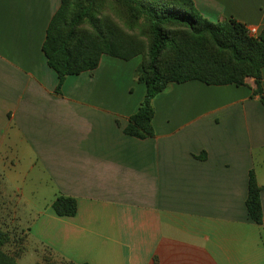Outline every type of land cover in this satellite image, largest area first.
Listing matches in <instances>:
<instances>
[{
	"label": "crops",
	"instance_id": "1",
	"mask_svg": "<svg viewBox=\"0 0 264 264\" xmlns=\"http://www.w3.org/2000/svg\"><path fill=\"white\" fill-rule=\"evenodd\" d=\"M193 1L212 22L264 31V0ZM61 2L0 0V229L24 230L68 264H264V105L255 80L172 83L153 101L154 137L129 136L146 93L135 79L142 58L103 56L56 94L43 45ZM251 171L261 225L246 206ZM59 196L76 199L75 216L55 213ZM18 262L45 263L29 252Z\"/></svg>",
	"mask_w": 264,
	"mask_h": 264
},
{
	"label": "trees",
	"instance_id": "2",
	"mask_svg": "<svg viewBox=\"0 0 264 264\" xmlns=\"http://www.w3.org/2000/svg\"><path fill=\"white\" fill-rule=\"evenodd\" d=\"M43 52L58 75L59 95L67 77L97 69L103 56L124 61L141 57L135 79L145 85L146 93L124 129L141 140L154 137L153 101L172 83L240 87L253 78L264 105V31L251 35L233 18L212 22L193 0H62ZM261 191L251 171L246 206L258 225L263 224ZM53 209L60 217H72L77 201L59 196ZM9 241L0 229V264H19L4 250Z\"/></svg>",
	"mask_w": 264,
	"mask_h": 264
},
{
	"label": "rangeland",
	"instance_id": "3",
	"mask_svg": "<svg viewBox=\"0 0 264 264\" xmlns=\"http://www.w3.org/2000/svg\"><path fill=\"white\" fill-rule=\"evenodd\" d=\"M9 227H12L13 230H11V228L10 230L1 229L3 232H6L10 237V241L5 246L4 250L7 254L13 256L17 262L19 253L24 254L25 252H29L32 256H37L38 259L40 258L41 260L43 259L45 261L44 264H68L55 258V260H53V258H51L48 253H44L42 249H39L37 246H33V244L31 245L24 230L18 227L16 228L12 224Z\"/></svg>",
	"mask_w": 264,
	"mask_h": 264
},
{
	"label": "built area",
	"instance_id": "4",
	"mask_svg": "<svg viewBox=\"0 0 264 264\" xmlns=\"http://www.w3.org/2000/svg\"><path fill=\"white\" fill-rule=\"evenodd\" d=\"M249 31H250L251 35L255 36L257 34V29L256 28H251V29H249Z\"/></svg>",
	"mask_w": 264,
	"mask_h": 264
}]
</instances>
